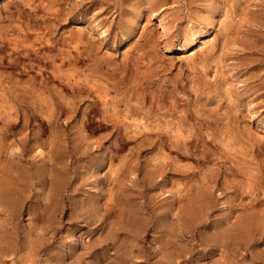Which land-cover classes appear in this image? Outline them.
Listing matches in <instances>:
<instances>
[{
    "label": "rangeland",
    "instance_id": "374dc122",
    "mask_svg": "<svg viewBox=\"0 0 264 264\" xmlns=\"http://www.w3.org/2000/svg\"><path fill=\"white\" fill-rule=\"evenodd\" d=\"M0 264H264V0H0Z\"/></svg>",
    "mask_w": 264,
    "mask_h": 264
},
{
    "label": "bare ground",
    "instance_id": "6f19581e",
    "mask_svg": "<svg viewBox=\"0 0 264 264\" xmlns=\"http://www.w3.org/2000/svg\"><path fill=\"white\" fill-rule=\"evenodd\" d=\"M10 42V41H9ZM43 82V81H42ZM39 85V84H38ZM8 119V118H7Z\"/></svg>",
    "mask_w": 264,
    "mask_h": 264
}]
</instances>
